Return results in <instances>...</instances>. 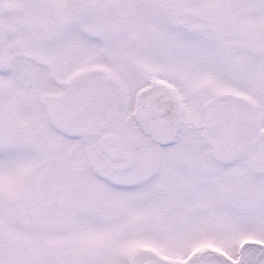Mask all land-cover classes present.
I'll return each mask as SVG.
<instances>
[{
  "label": "snow or ice",
  "instance_id": "6c2138e0",
  "mask_svg": "<svg viewBox=\"0 0 264 264\" xmlns=\"http://www.w3.org/2000/svg\"><path fill=\"white\" fill-rule=\"evenodd\" d=\"M0 264H264V0H0Z\"/></svg>",
  "mask_w": 264,
  "mask_h": 264
}]
</instances>
